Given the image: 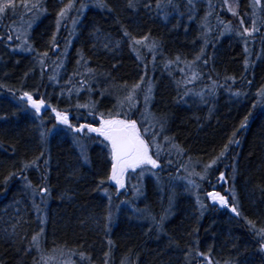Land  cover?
<instances>
[{
  "label": "trees",
  "instance_id": "trees-1",
  "mask_svg": "<svg viewBox=\"0 0 264 264\" xmlns=\"http://www.w3.org/2000/svg\"><path fill=\"white\" fill-rule=\"evenodd\" d=\"M79 1L90 6L69 32L57 14ZM210 1L224 24L234 26L223 0ZM34 2L14 0L16 7L0 19V264H264L263 241L256 235L264 229L263 33L252 36L250 47L217 19H205L204 0H173L174 7L160 0V8L157 0H132L133 7L129 0H38L39 8L29 11ZM227 7L250 28V0H228ZM28 18L31 51L17 52L12 28ZM125 31L157 46L139 55V45L133 46ZM64 53L62 75L80 89L76 102L59 95L61 83L51 85V60ZM192 64V72H180ZM141 77L142 86L147 79L152 85L153 132L164 123L159 139L166 157L156 177L144 179L138 200L126 197L135 209L121 206L113 213L105 194L111 188L108 144L85 135L82 152L64 130L42 139L39 120L21 96L29 92L73 114L75 127L96 124L101 113L124 114L118 100ZM141 99L138 89L133 118ZM42 117L51 119V110ZM214 158L200 191L222 192L236 213L209 201L201 209L176 180L183 163L201 168ZM228 184L235 202L225 190ZM41 187L48 192L41 193ZM35 234H40L39 250L32 244Z\"/></svg>",
  "mask_w": 264,
  "mask_h": 264
},
{
  "label": "rangeland",
  "instance_id": "rangeland-1",
  "mask_svg": "<svg viewBox=\"0 0 264 264\" xmlns=\"http://www.w3.org/2000/svg\"><path fill=\"white\" fill-rule=\"evenodd\" d=\"M86 1H90V0H86ZM204 1L206 3L207 14L210 13V15H207V18L208 19L212 18V20L217 19L219 21V23H221L223 16L221 13H219L217 11L215 2L210 1V0H204ZM77 3H78V1H77ZM223 3H224V9H223L224 13L227 10L228 15H229V20L232 21L233 23L235 22L234 26L230 22L231 29L234 30V32L236 34L243 33V29L246 26L244 23H243V25H241L242 18L239 17L238 14L233 15V11H234L233 9H232L233 11H229V9L227 7L228 0H223ZM210 5H211V7H210ZM89 6H90L89 4L84 3V2L80 3V1H79V4L74 5L70 8H67L65 15L60 19L65 18V20H66L65 22H67V24L69 25V29H68L69 32L75 31L76 25L78 24V22L80 20L79 19L80 16L83 15L85 10ZM25 7L27 8L28 6H25ZM250 7H251V12H252V21L250 23L249 29L251 30L253 27H255L256 31H253L251 33V35H240V34H238V35L241 36L245 42H249L250 43V44L248 43L249 46L252 47V45L255 42L254 38L252 39V36L261 32V33H263V38H264V30L261 31V29H260L261 26H264V14L262 11V0H260V4L255 5V7L253 6V0H250ZM22 11L25 12L24 10H22ZM26 14H30V12L27 11ZM2 15H4V13H0V19H1ZM32 18L31 19L28 18L26 20L21 19L18 22V24H16L12 28L13 36H14V39L16 40L15 51H17V52L29 53V51L27 50L28 46H29L28 33H29L30 28L33 25ZM254 21H255V24H253ZM223 24H224V22H223ZM18 35H19V39H17ZM9 41L11 42V40H9ZM144 49H146L147 51L150 50V47H148L147 43L141 44L136 48L137 53L139 55L142 54ZM146 50H145V52H147ZM51 62H52L51 65L53 67L51 68L50 71L52 73V77H55L54 79L51 80V85L57 87L58 84L61 83L62 85H60L58 87V89L64 90V93L59 94V95L69 99L70 101L72 99L74 102H76L78 95L80 93V89L73 88L74 87V85H73L74 80L72 78L70 79L67 76L62 75V70H63L65 62H66L65 53L62 57H60L58 59H52ZM179 69H180L181 73H186L188 71L192 72L194 70V65L193 64L192 65H185V66L180 67ZM186 74H189V73H186ZM192 78H193V74H192ZM149 83H150L149 79H147L146 82L144 83V85L139 89L140 93L142 94V99H141L142 104H141V109L139 110V112L137 113L135 118H133L132 110L127 117H125V115L123 113H119V116H118V118H120V119L127 118V119L136 120L138 122V128L141 130L142 134H143V128L145 126H147L145 123H142V120H143L142 114H145L146 112L149 113L148 103L145 104V102H144L145 92H146V89H147ZM203 93L204 92H201V94H203ZM196 94H198V93H196ZM191 95H194V93L190 92V96ZM199 95H200V93H199ZM259 95L261 97H264V88L259 92ZM33 99L43 100L44 101V107L46 108L45 110H51V117H52L51 119L54 120V123L51 121L50 118L48 119V118H43L42 116H39L35 112L34 109H32L30 106H28L30 111L38 118L39 123L42 127V131H44L46 133L45 137L48 134L52 135L53 133H55L59 130H64L72 138V140L79 146V148L81 149L82 152H85V149H86V143H85V140H83L85 138L82 137L85 135L88 136L89 138H91V135H92L95 137V138H93V140H99V141L101 140V141H104L108 144V142L105 141L103 139V137H100L97 133H89L87 131V129H84L83 132H81V133H73L71 131V129H69L66 125L59 124L56 121L55 114L52 111L53 108L58 110L56 107L51 106L43 98L37 99V98H35V96H33ZM121 108L124 109V111H122V112H124V113L129 112L128 106L123 105V107H121ZM58 111H60V110H58ZM61 112H65V111H61ZM67 113H68L69 122H70L71 116L73 114H71L69 112H67ZM113 116H116V115H113ZM105 117H107V116H105ZM99 119H100V115H97V121L98 122L96 124H93L94 127L99 126ZM84 123L85 122H81L80 124H84ZM70 124H71V122H70ZM77 127H79V126H77ZM49 130H51V131H49ZM145 139L150 140L151 136H149V137L145 136ZM156 139H157V142L160 143L162 145V148H163V143L160 141L159 136H157ZM151 151H152V153H154L155 149H152ZM163 153H164V151H162V153L159 157L158 164L162 158L166 157V155H165V157L162 156ZM177 157H178V155L176 156V158ZM153 158H156L155 155H153ZM167 158H170V156H168ZM181 169H182V173L177 176V178H176L177 182L181 183L182 185H184L185 187H187L190 190L192 195L196 198V201L198 202L200 208L204 210L207 207L206 201L210 200V198L207 195L209 192H205L204 194L201 193L200 187H201V182L206 178L207 174L205 175L204 179H201L200 176L193 174V173H203L204 166L201 168H198L197 165H194L190 162H185V163H183ZM156 170L157 169H152L151 166H145V167H143V169H136L135 171L129 170V172L125 174V188L121 189L120 192L116 191L114 182L108 180V184L111 185V188L107 189V195L111 200L112 212L113 213L116 212L119 209V207H121V206H128L131 209H135L132 200L127 199L126 197L130 196V198L134 199V202L137 201L138 198L140 197V195L142 194L144 179L146 178V176L156 177ZM189 180L193 181L194 183L189 184ZM196 185H198V187ZM225 190H226L227 194L229 195V197H231V200L233 202H235V198H233L234 191H233L232 187L228 184V186L225 187ZM216 192H219L222 196L225 197V195L222 192H220V191H216ZM38 196H40V195L38 194ZM221 207L222 208H229L231 210V207H233V206H229V205L222 206L221 205ZM256 232H257L256 235L260 238L259 230H257ZM57 264H64V262L59 260V262ZM204 264H206V261H204Z\"/></svg>",
  "mask_w": 264,
  "mask_h": 264
},
{
  "label": "snow or ice",
  "instance_id": "snow-or-ice-1",
  "mask_svg": "<svg viewBox=\"0 0 264 264\" xmlns=\"http://www.w3.org/2000/svg\"><path fill=\"white\" fill-rule=\"evenodd\" d=\"M192 3V0H189V4ZM260 0H253V6L259 5ZM168 5L175 6L173 4V0H168ZM27 6V5H25ZM103 6V5H101ZM132 0H129V7H133ZM146 7H150V4H146ZM16 7L14 0H0V13H5L6 9H14ZM72 7L71 4L65 6L64 8L60 9V12L57 14L58 16V22L59 19L62 18L67 8ZM161 7L160 0H157V8ZM211 7V5H210ZM39 8V2L37 0L36 3H33L29 6V11L33 9ZM229 11H233L232 8H229ZM237 13L233 11V15H236ZM207 15H210V13L206 14L205 19L207 18ZM221 23H223L221 21ZM243 20H241V25H243ZM255 24V21L253 22ZM224 28L227 31H231V24L227 23L224 24ZM253 31H256L255 27H253L251 30L247 27L243 29V33H238L240 35H251ZM125 36H129L131 43L133 46L135 45H141L145 44L147 42V37H143L140 39H137L135 37H131L130 33L127 31L124 32ZM9 40L12 39L11 36L8 37ZM17 39H19V35L17 36ZM119 44V42H117ZM156 42L153 41L152 44L148 45L151 49H155ZM107 47V45H106ZM28 51H31V46H28ZM203 51V50H201ZM44 56H47V53L43 54ZM200 57L198 56L197 59ZM177 59H179L177 57ZM41 65L45 64L44 60L40 61ZM195 75L193 74V79H195ZM55 77H50V79H54ZM145 78L141 77V82H137L136 84L131 86V89L128 91V94L126 97H124L121 100H118V106L123 107L125 102H127L129 107V112L124 113L125 117H127L131 110L137 106L136 104V93L137 90L142 87V82ZM152 92V85L151 83L148 84V87L145 92L144 96V102L147 104L150 100ZM185 96L188 95L186 92L184 94ZM24 98L27 99L28 105L35 110L37 114L41 112L42 106H44L43 100H35L33 99L32 94L29 92H24L22 94L21 100ZM78 107H88V105H78ZM94 107V106H93ZM53 113L55 114L56 121L59 124L66 125L73 133H81L84 129H87L89 133H97L100 137H103L105 141L108 142V145L110 146V156H111V171L108 176V180L114 182L115 188L117 192H120L121 189L125 188V174L129 172V170L135 171L136 169H143L145 166H151L152 169H156L159 167L158 160L159 157L163 151L162 145L157 142L156 137L159 136L164 131V123L160 122V131L159 132H153V129L155 128V123H152V116L151 113H145L143 115L142 123H145L147 126L143 128V134L141 130L138 128V122L136 120L132 119H120L118 118L119 113L116 116H113L112 113H109L107 117L103 113L100 114L99 119V126L94 127L93 124H80L79 127H74L69 122V116L67 112H61L56 110L55 108L52 109ZM243 126V125H242ZM51 131V130H49ZM46 133L44 131L41 132V138L43 139L45 137ZM145 136H151L150 140L145 139ZM165 141L169 142L172 148L177 149L178 152L183 151L179 148L178 145H175L174 143H171V138L165 137ZM237 141L230 140V143H236ZM228 145H225L224 150L221 151L220 156L224 155V152L227 151ZM152 149H155V152L152 153ZM153 155H155L156 158H153ZM218 158L212 159L208 164L204 166L203 173H193L195 175H198L201 177V179L205 178V175L207 174L208 170L216 163V160ZM35 163V161H33ZM171 163V161H169ZM25 167H28V165H25ZM7 179V178H6ZM220 179L224 180V174H220ZM194 182L189 180V184H193ZM101 184H103V181H101ZM198 187V185H196ZM27 187H32L31 183L29 182ZM41 193H47L48 189L46 187H41L39 189ZM105 194H107V190L105 189ZM208 197L211 198L213 201H218L222 206L227 205V201L224 196H222L219 192H209ZM233 198H235V193H233ZM231 211L236 213L237 209L235 207L231 208ZM238 214V213H237ZM112 215L109 213L108 219L111 220ZM251 223V222H249ZM39 235L35 234L32 237V244L37 247L39 250ZM259 235L262 241H264V229L259 230ZM109 244H111V241H109ZM260 248L264 250V242L260 244ZM83 255V254H81ZM107 256V253L105 254ZM197 256L203 255L202 253L197 252ZM42 260H45V257H41ZM208 264H212L210 260H208Z\"/></svg>",
  "mask_w": 264,
  "mask_h": 264
},
{
  "label": "water",
  "instance_id": "water-1",
  "mask_svg": "<svg viewBox=\"0 0 264 264\" xmlns=\"http://www.w3.org/2000/svg\"><path fill=\"white\" fill-rule=\"evenodd\" d=\"M44 111H45V107L42 106V109H41V112L39 113V115H42V114L44 113ZM212 192H213V191H212ZM210 202H211V204H213V205H221L218 201H213V200H211V198H210Z\"/></svg>",
  "mask_w": 264,
  "mask_h": 264
}]
</instances>
